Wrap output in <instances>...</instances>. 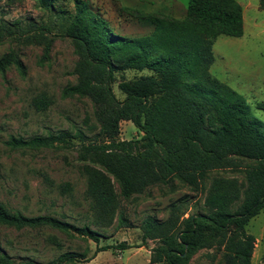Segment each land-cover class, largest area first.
<instances>
[{
    "label": "trees",
    "instance_id": "obj_1",
    "mask_svg": "<svg viewBox=\"0 0 264 264\" xmlns=\"http://www.w3.org/2000/svg\"><path fill=\"white\" fill-rule=\"evenodd\" d=\"M52 33L48 24L0 22V44L7 39L44 44L45 55L52 46ZM62 33L72 39L78 55L77 81L63 89V96L90 98L96 105L100 131L93 139L77 130L12 136L6 143L14 149L77 148L87 178L86 197L96 215L93 224L98 227L114 221L119 201L114 179L121 195L129 198L173 178L198 189L212 171H242V181L214 177L205 198L208 213L176 215L165 221L145 218L142 241L160 240L151 251V264H187L201 249H213L214 258L221 253L225 264H252L256 237L246 226L264 208V128L250 118L245 97L208 71L214 40L219 35L244 34L241 3L189 0L185 19H155L151 33L125 38L112 33L107 21L87 2L75 0V12L68 14ZM12 65L25 72L13 48L0 57V75ZM127 69L151 73L120 81L124 94L120 100L113 86L116 73ZM51 102L46 94L32 101L39 111ZM123 120L132 121L143 135L121 139ZM69 190V184L61 186V192ZM0 224L51 226L100 242V233L89 224L78 226L49 214L26 216L8 210L3 203ZM119 225L125 226L122 218ZM128 247L126 242L109 244L98 246L96 252ZM76 256L82 254L65 252L58 261L73 262ZM0 264H15L1 247Z\"/></svg>",
    "mask_w": 264,
    "mask_h": 264
},
{
    "label": "rangeland",
    "instance_id": "obj_2",
    "mask_svg": "<svg viewBox=\"0 0 264 264\" xmlns=\"http://www.w3.org/2000/svg\"><path fill=\"white\" fill-rule=\"evenodd\" d=\"M83 1L107 21L112 33L125 38L151 33L155 19H185L189 4V0ZM238 1L243 6L244 34L219 35L214 40L208 71L245 97L250 118L260 121L264 128V0ZM74 12L75 0H48L45 4L39 0H0V22L48 24L53 32L47 55L44 44L16 39L0 44V57L13 48L25 66L24 73L12 65L0 75V203L26 216L49 214L78 226L89 224L100 233V242L51 226L16 228L0 224V247L15 264H151V251L160 240L143 244L141 225L145 218L165 221L176 215L208 213L205 198L214 177H236L242 181L244 173L231 169L212 171L198 189L173 178L166 184H152L129 198L121 195L120 185L114 179L119 199L115 218L112 225L98 227L93 224L96 215L86 197L87 178L77 148L9 146L6 142L12 136L29 138L82 130L93 139L100 131L93 101L82 96L64 97L62 92L77 81L74 67L78 55L72 39L62 33L68 14ZM150 73L118 71L113 86L116 96L124 98L118 86L120 81ZM41 94L48 95L52 102L46 110L39 111L32 101ZM120 126L121 139H139L143 135L132 121L123 120ZM66 184L71 190L61 192V186ZM120 218L125 226L119 225ZM246 229L264 239V208L248 222ZM122 242L129 247L96 252L98 246ZM65 252L82 256H76L73 262L58 261ZM213 254V249H201L187 264H225L221 253L215 258ZM253 264H264V244H258Z\"/></svg>",
    "mask_w": 264,
    "mask_h": 264
},
{
    "label": "crops",
    "instance_id": "obj_3",
    "mask_svg": "<svg viewBox=\"0 0 264 264\" xmlns=\"http://www.w3.org/2000/svg\"><path fill=\"white\" fill-rule=\"evenodd\" d=\"M255 237H256V247H255V250H256L258 244H260L261 247H263L264 239H263V237H262V238H259V237H257V236H255ZM147 243H148V241H147ZM147 243H145V244H147ZM142 247H143V246H142ZM255 250H254L253 257H252V264H253V261H254V259H255ZM150 257H151V254H150Z\"/></svg>",
    "mask_w": 264,
    "mask_h": 264
}]
</instances>
